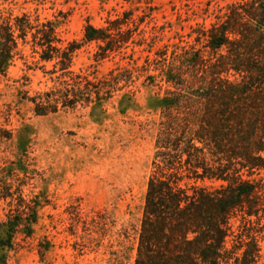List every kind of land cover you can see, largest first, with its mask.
I'll list each match as a JSON object with an SVG mask.
<instances>
[{"label": "rangeland", "instance_id": "rangeland-1", "mask_svg": "<svg viewBox=\"0 0 264 264\" xmlns=\"http://www.w3.org/2000/svg\"><path fill=\"white\" fill-rule=\"evenodd\" d=\"M233 1L0 0V20L27 14L33 25L54 22L57 46L79 45L67 70L110 92L36 114L30 99L57 87L60 65L40 59L30 32L17 39L12 62L0 73V238L3 223L21 224L11 247H0V264H134L160 99L176 87L164 69L186 64L193 53L210 58L200 33ZM115 19L126 21V41L100 57L103 43L84 41V26L113 28ZM185 182L208 189L223 183ZM37 203L27 234L25 206ZM261 244L258 264H264V239Z\"/></svg>", "mask_w": 264, "mask_h": 264}, {"label": "trees", "instance_id": "trees-1", "mask_svg": "<svg viewBox=\"0 0 264 264\" xmlns=\"http://www.w3.org/2000/svg\"><path fill=\"white\" fill-rule=\"evenodd\" d=\"M10 16L0 20L1 74L12 62L17 39L25 41L29 32L33 46L41 49L40 59L60 65L57 87L30 99L36 114L56 112L58 105L91 103L110 93L108 87H96L86 76L67 70L79 45L57 46L54 22L33 25L27 14ZM125 22L115 19L113 28L86 23L83 39L102 42L98 55L103 57L126 41L121 29ZM200 35L210 58L193 53L184 59L186 64L164 69L166 81L176 87L160 99L134 264H258L261 257L264 0H234ZM192 178L223 183L208 189L185 182ZM37 205L25 206L27 234L37 220ZM19 220L2 224L0 247H11Z\"/></svg>", "mask_w": 264, "mask_h": 264}]
</instances>
